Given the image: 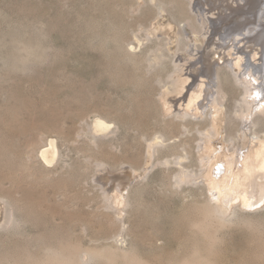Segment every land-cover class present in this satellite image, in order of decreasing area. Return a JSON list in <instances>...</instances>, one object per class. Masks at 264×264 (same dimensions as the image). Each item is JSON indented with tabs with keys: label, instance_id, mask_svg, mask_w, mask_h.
Segmentation results:
<instances>
[{
	"label": "rangeland",
	"instance_id": "1",
	"mask_svg": "<svg viewBox=\"0 0 264 264\" xmlns=\"http://www.w3.org/2000/svg\"><path fill=\"white\" fill-rule=\"evenodd\" d=\"M181 1L162 0L174 25L191 10ZM157 11L152 0H0V198L10 219L0 225V264H264V206L212 213L200 181L175 183L176 153L199 170L200 133L195 118L161 113L180 53L158 51L167 40L153 26ZM214 59L226 90L222 125L236 135L245 86L229 60ZM97 115L114 132L92 141ZM156 132L165 142L129 183L119 215L102 171L141 165ZM51 138L59 154L47 166L39 153ZM95 249L103 252L89 260Z\"/></svg>",
	"mask_w": 264,
	"mask_h": 264
},
{
	"label": "bare ground",
	"instance_id": "2",
	"mask_svg": "<svg viewBox=\"0 0 264 264\" xmlns=\"http://www.w3.org/2000/svg\"><path fill=\"white\" fill-rule=\"evenodd\" d=\"M202 1L189 0L191 10L186 8L183 12L186 18L179 22L177 19L174 25L162 0H152L158 8L156 15L158 17L153 26L157 32L166 36L165 40H167L166 46L160 47L158 51L163 53V50H167L175 55L180 53V58L174 65V74L171 76L174 82L169 83L172 87L165 85L161 88L160 108L163 115L174 114V119L195 118L191 124L194 122L195 125H192L199 127L196 132L200 133V138L195 139L199 144L196 159L199 170L191 171L188 165L183 164L186 155L176 153L175 159L178 161L179 169L175 170V183L200 181L207 196L215 204L213 207L208 203L210 206L206 205L207 207L212 206V210L208 209V211L212 213L219 211L227 216L234 206L246 210L264 206V120L261 121L258 117V114H264V40L261 41L264 37V8H262L264 0H204L203 4ZM184 3L188 6L186 1ZM139 5L141 3H138ZM138 6L135 11H138ZM185 20H190L191 23L187 24ZM233 21L237 27H228ZM181 24L184 32L177 29ZM237 33L238 36H235ZM213 37L216 39L212 45ZM233 42L235 43L229 45ZM198 43L201 47L197 45ZM216 43L221 47L214 48ZM241 47L245 51L241 50ZM215 56L221 61L229 60L236 79L245 86L246 96L242 103L240 102L243 109L238 113L244 122L243 129L237 130L236 135L231 133L230 128L222 125L221 115L225 108L222 100L226 90L225 85L219 80L218 70H214L213 67V64L217 63ZM152 62L158 64L160 59L155 57ZM213 79L217 80V86H214ZM175 103L177 107L174 106ZM174 107L177 108L176 112L173 110ZM174 119L170 118L169 124H172ZM198 119L205 124L204 127H200L202 123L197 122ZM187 123L179 122L184 127H188ZM114 124L97 115L86 133L91 134L90 139L94 141L96 136L113 133ZM258 124L261 128L255 130ZM156 133L153 138L146 140L150 141L147 144V156L141 165L120 161L118 167L129 169L111 168L110 171L109 169L102 171L101 176L106 179L103 187L105 186V189L109 187L110 190L108 196H105L106 202L118 209L119 215L122 214L124 210L122 207L127 202L125 194L129 183L147 172L151 159L149 156L156 151L159 144L165 142L164 136L160 132ZM193 134L195 135L194 132ZM39 154L44 165L53 164L59 154L57 141L53 138L49 139ZM6 210L5 199L0 198V225L2 221L3 224H8L10 220L8 217L9 220L5 219ZM95 251L98 252L95 249L85 253L89 260H94V257L99 255L100 251L98 255Z\"/></svg>",
	"mask_w": 264,
	"mask_h": 264
}]
</instances>
